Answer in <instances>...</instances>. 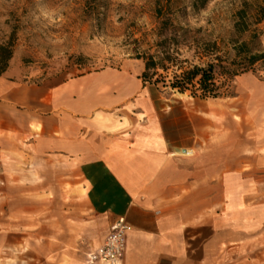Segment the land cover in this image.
Listing matches in <instances>:
<instances>
[{
  "label": "crops",
  "instance_id": "0c3cea01",
  "mask_svg": "<svg viewBox=\"0 0 264 264\" xmlns=\"http://www.w3.org/2000/svg\"><path fill=\"white\" fill-rule=\"evenodd\" d=\"M22 72L0 75V143L70 165V188L0 187V264H86L119 216L132 226L122 264H253L258 162L221 141L219 106L144 82L140 66L32 83Z\"/></svg>",
  "mask_w": 264,
  "mask_h": 264
},
{
  "label": "rangeland",
  "instance_id": "374dc122",
  "mask_svg": "<svg viewBox=\"0 0 264 264\" xmlns=\"http://www.w3.org/2000/svg\"><path fill=\"white\" fill-rule=\"evenodd\" d=\"M158 1L163 0H0V44L14 37L8 66L11 64L16 72L23 71L22 79L31 83L122 65H129L131 71H138L140 66L141 75L143 61L135 58L133 41L142 34L146 35V43L153 41L154 7ZM241 1L209 0L199 13L188 12V22L194 28L201 27V34L216 41L223 53L228 49L233 13ZM257 27L261 31L260 48H264V21ZM146 43H141L138 51L147 49ZM181 52V57L198 63L193 50L182 49ZM158 87L163 85L158 83ZM165 91L172 90L166 87ZM185 93L190 102L191 98H198ZM198 99L204 100L206 105L214 102L219 106L221 141L237 140L239 147H248L245 155L258 162L254 180L264 190V70L235 76L224 96ZM209 130L212 133V128ZM259 144L261 149L257 153L254 146ZM29 154L27 150L11 154L0 143V187L44 184L49 187L45 197L51 199L53 186L58 190L70 188L69 178L60 179V175L71 174L70 165L29 162ZM194 154L192 150L188 156ZM260 251H264V245L253 246L246 253L253 264L264 262L259 260L261 256L264 259Z\"/></svg>",
  "mask_w": 264,
  "mask_h": 264
},
{
  "label": "trees",
  "instance_id": "16d2710c",
  "mask_svg": "<svg viewBox=\"0 0 264 264\" xmlns=\"http://www.w3.org/2000/svg\"><path fill=\"white\" fill-rule=\"evenodd\" d=\"M208 1L156 2L153 41L146 43L145 34L133 41L135 58L143 61L140 76L144 82L161 83L179 93L189 92L192 97L217 98L228 94L229 83L235 76L264 70V48H260L261 31L257 27L264 21V0L241 1L233 13L228 49L223 53L216 41L208 40L201 34L202 28L190 26L187 19L188 12L199 13ZM13 38L0 44V75L12 56ZM143 42L148 48L140 52L138 49ZM182 49L193 50L198 63L181 57Z\"/></svg>",
  "mask_w": 264,
  "mask_h": 264
},
{
  "label": "built area",
  "instance_id": "2783aa9c",
  "mask_svg": "<svg viewBox=\"0 0 264 264\" xmlns=\"http://www.w3.org/2000/svg\"><path fill=\"white\" fill-rule=\"evenodd\" d=\"M131 231L132 226L124 217H116L101 245L87 254L86 264H122L126 237Z\"/></svg>",
  "mask_w": 264,
  "mask_h": 264
},
{
  "label": "bare ground",
  "instance_id": "6f19581e",
  "mask_svg": "<svg viewBox=\"0 0 264 264\" xmlns=\"http://www.w3.org/2000/svg\"><path fill=\"white\" fill-rule=\"evenodd\" d=\"M188 152V154H189V151H187Z\"/></svg>",
  "mask_w": 264,
  "mask_h": 264
}]
</instances>
